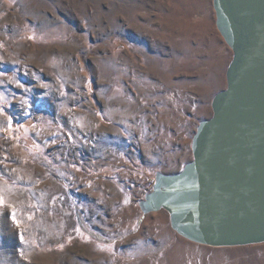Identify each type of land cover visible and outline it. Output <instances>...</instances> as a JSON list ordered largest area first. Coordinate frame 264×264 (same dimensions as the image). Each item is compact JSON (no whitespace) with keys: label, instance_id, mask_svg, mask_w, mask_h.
Here are the masks:
<instances>
[{"label":"rangeland","instance_id":"374dc122","mask_svg":"<svg viewBox=\"0 0 264 264\" xmlns=\"http://www.w3.org/2000/svg\"><path fill=\"white\" fill-rule=\"evenodd\" d=\"M231 59L212 0H0V264H264L138 207L192 160Z\"/></svg>","mask_w":264,"mask_h":264},{"label":"water","instance_id":"95a60500","mask_svg":"<svg viewBox=\"0 0 264 264\" xmlns=\"http://www.w3.org/2000/svg\"><path fill=\"white\" fill-rule=\"evenodd\" d=\"M215 26L232 59L212 116L192 137V160L177 174L156 173L138 202L165 211L171 229L202 246L264 243V0H212Z\"/></svg>","mask_w":264,"mask_h":264},{"label":"trees","instance_id":"16d2710c","mask_svg":"<svg viewBox=\"0 0 264 264\" xmlns=\"http://www.w3.org/2000/svg\"><path fill=\"white\" fill-rule=\"evenodd\" d=\"M76 216H77V220H78V222H79V226L80 227H82V229L91 237V238H93L94 240H97V241H99V242H104V243H107V242H109V241H107L105 238H103L102 236H100V235H98L97 233H95V232H93V231H89V230H86V229H84V224H83V222H82V219H81V215H80V213H78V211H77V213H76Z\"/></svg>","mask_w":264,"mask_h":264},{"label":"snow or ice","instance_id":"6c2138e0","mask_svg":"<svg viewBox=\"0 0 264 264\" xmlns=\"http://www.w3.org/2000/svg\"><path fill=\"white\" fill-rule=\"evenodd\" d=\"M3 203H4L3 200L0 199V206H2ZM11 218H12V220L15 222V213H14V212L11 214Z\"/></svg>","mask_w":264,"mask_h":264}]
</instances>
